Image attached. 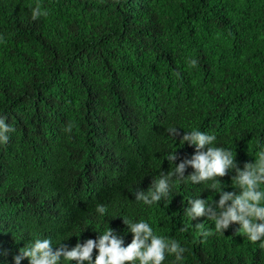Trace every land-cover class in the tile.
Masks as SVG:
<instances>
[{"label": "trees", "instance_id": "obj_1", "mask_svg": "<svg viewBox=\"0 0 264 264\" xmlns=\"http://www.w3.org/2000/svg\"><path fill=\"white\" fill-rule=\"evenodd\" d=\"M37 3L47 14L34 19ZM0 115L13 125L0 144L6 264L37 235L71 247L107 222L127 244L120 215L179 240L180 264H264L238 222L204 236L194 224L212 220L183 213L188 196L218 199L210 181L173 178L151 205L132 192L194 151L169 126L215 132L240 167L254 159L264 142V0H0ZM231 175L219 179L239 191Z\"/></svg>", "mask_w": 264, "mask_h": 264}, {"label": "clouds", "instance_id": "obj_2", "mask_svg": "<svg viewBox=\"0 0 264 264\" xmlns=\"http://www.w3.org/2000/svg\"><path fill=\"white\" fill-rule=\"evenodd\" d=\"M30 13L34 19L47 14L39 3L30 6ZM188 63L195 65L197 61L191 58ZM12 128L13 125L6 117L0 115V144L8 142ZM181 128L185 130L182 134ZM166 132L174 140L179 135V146L187 142L194 146V151L190 157L185 156L178 163H172L177 155L175 150L169 151L166 157L173 166L168 167L167 171L160 168L159 177H153L147 189L135 187L132 191L134 199L151 205L166 198L170 194L173 178L193 184L210 181L209 188L219 193L218 199L213 201L212 198L200 195L188 196L183 213L192 221L200 216H207L212 220L214 226L209 228L202 227L201 222L194 224L204 236L213 229L223 233L231 222H238L236 231L249 241H258L259 247L264 248V142L257 141L252 153L254 159L246 161L240 167L230 147L215 143V132L202 130L198 126H169ZM188 166H191V171L185 174ZM226 172H232L231 184L239 191L226 190L224 182L219 179ZM96 209L100 214L106 212V206L102 203L97 204ZM120 216L127 225L125 231L132 233L127 244L124 243V237L107 222V227L103 230L94 229V238L87 237L82 242L79 238L80 231L71 247L62 243V239L54 248L50 237L37 235L13 255V264H20L25 257L29 264H59L61 261H67V264H162L166 254L172 256L174 264H180L184 260L186 249L179 240L158 234L146 219ZM94 248L96 252L93 256ZM0 264H6V261L0 260Z\"/></svg>", "mask_w": 264, "mask_h": 264}]
</instances>
